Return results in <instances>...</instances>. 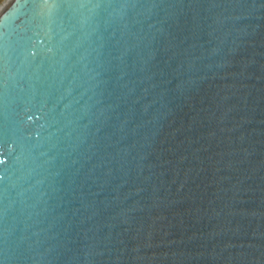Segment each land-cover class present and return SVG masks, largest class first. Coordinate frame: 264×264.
<instances>
[{"label": "water", "instance_id": "obj_1", "mask_svg": "<svg viewBox=\"0 0 264 264\" xmlns=\"http://www.w3.org/2000/svg\"><path fill=\"white\" fill-rule=\"evenodd\" d=\"M0 264H264V0H7Z\"/></svg>", "mask_w": 264, "mask_h": 264}, {"label": "rangeland", "instance_id": "obj_2", "mask_svg": "<svg viewBox=\"0 0 264 264\" xmlns=\"http://www.w3.org/2000/svg\"><path fill=\"white\" fill-rule=\"evenodd\" d=\"M7 0H0V9L4 6Z\"/></svg>", "mask_w": 264, "mask_h": 264}]
</instances>
